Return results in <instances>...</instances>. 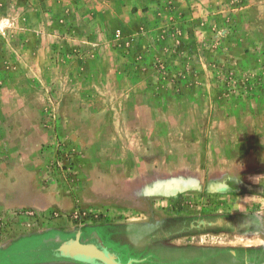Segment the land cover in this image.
Segmentation results:
<instances>
[{
  "label": "rangeland",
  "instance_id": "374dc122",
  "mask_svg": "<svg viewBox=\"0 0 264 264\" xmlns=\"http://www.w3.org/2000/svg\"><path fill=\"white\" fill-rule=\"evenodd\" d=\"M76 234L264 242V0H0V264Z\"/></svg>",
  "mask_w": 264,
  "mask_h": 264
},
{
  "label": "crops",
  "instance_id": "0c3cea01",
  "mask_svg": "<svg viewBox=\"0 0 264 264\" xmlns=\"http://www.w3.org/2000/svg\"><path fill=\"white\" fill-rule=\"evenodd\" d=\"M207 227L205 228H218L223 231L228 229V226L224 223L220 225L210 223ZM260 227L261 223L254 221L242 227L238 226L234 231L238 235L236 237L240 238L242 235L247 236L248 232L255 231ZM162 256L161 264H264V242L261 237H255L251 243L237 239L229 240L223 245L202 246L197 241L190 247H184L180 243H175V245L165 249Z\"/></svg>",
  "mask_w": 264,
  "mask_h": 264
},
{
  "label": "water",
  "instance_id": "95a60500",
  "mask_svg": "<svg viewBox=\"0 0 264 264\" xmlns=\"http://www.w3.org/2000/svg\"><path fill=\"white\" fill-rule=\"evenodd\" d=\"M49 250L55 258L80 262L83 264H122L115 261V256L110 254L97 236L87 242H83L79 234L64 241L47 244L41 248ZM137 260H129L126 264H132Z\"/></svg>",
  "mask_w": 264,
  "mask_h": 264
},
{
  "label": "flooded vegetation",
  "instance_id": "af4514ba",
  "mask_svg": "<svg viewBox=\"0 0 264 264\" xmlns=\"http://www.w3.org/2000/svg\"><path fill=\"white\" fill-rule=\"evenodd\" d=\"M208 224H210V223H206V221L205 220H203V221H198L197 223H193V224H191V225H189L190 226V228L192 229V230H194V229H197V228H195V227H198L199 229H201V228H205V227H207L208 226ZM212 224H214V223H212ZM209 226H211V225H209ZM98 234V233H97ZM100 236V235H99ZM80 238H81V240L83 241V240H85V239H83V236H80ZM101 238V240L103 241V244L106 246V243H105V241L103 240V238L102 237H100ZM136 239V237L134 238V240ZM115 252V251H114ZM123 252H124V254L125 255H127L126 254V252L123 250V251H118V252H115L114 254V256H115V261H117V262H120V263H126L127 261H129V260H131V259H127V261H123L122 262V254H123ZM156 254L157 255H155V256H153V255H150L149 257H148V259H143V260H138V259H133V260H137V262H133L132 264H161L160 263V260L162 259V255H160V251H156ZM123 257H125V256H123ZM150 259H151V261H150ZM159 259V260H158Z\"/></svg>",
  "mask_w": 264,
  "mask_h": 264
}]
</instances>
